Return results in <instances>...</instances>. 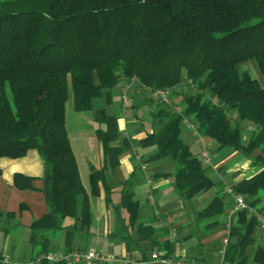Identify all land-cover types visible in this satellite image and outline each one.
Masks as SVG:
<instances>
[{
	"label": "trees",
	"instance_id": "1",
	"mask_svg": "<svg viewBox=\"0 0 264 264\" xmlns=\"http://www.w3.org/2000/svg\"><path fill=\"white\" fill-rule=\"evenodd\" d=\"M251 61L264 79V0H0V157L18 158L35 149L44 161L49 209L31 225L33 248L56 250L52 238L65 231V251H72L92 221L66 127L70 86L77 112L92 111L102 96L110 103L113 89L125 78L151 92L179 85L192 89L184 94L183 114L163 104L152 114L157 129L138 143L156 147L152 158L176 162V186L188 198L215 182L181 137L183 116L220 147L246 155L259 150L262 170L236 186L257 206L264 191V82L250 74ZM94 118L106 162L90 173L91 194L98 195L100 181L111 193L106 170L119 164L130 144L112 145L121 138L116 115L100 108ZM244 121L256 128L247 144ZM32 181L22 173L14 178L20 189L32 188ZM124 185L121 203L127 216L118 213L112 237L129 242L134 231L142 239L154 230L137 223L139 201ZM223 209L224 199L218 196L199 215L215 217ZM69 216L76 222L64 226ZM237 218L224 259L245 264L258 223L247 211ZM169 247L166 242L161 246L162 256L172 255ZM255 260L264 263V249Z\"/></svg>",
	"mask_w": 264,
	"mask_h": 264
},
{
	"label": "crops",
	"instance_id": "2",
	"mask_svg": "<svg viewBox=\"0 0 264 264\" xmlns=\"http://www.w3.org/2000/svg\"><path fill=\"white\" fill-rule=\"evenodd\" d=\"M118 85L119 89L114 92V95L122 94V98L133 85L137 87V90L145 89L136 79L125 78ZM182 86L170 89L169 95L172 102L178 98L172 94V91L180 92ZM134 98L129 97L128 103L133 102ZM158 98L152 95L151 101H156L157 105L161 104ZM132 106L135 107L134 104ZM105 109L109 114L114 115L111 105H107ZM155 110L153 108L151 114ZM125 115L126 112L124 117H118L121 138L112 145L123 147L126 140L130 147L120 155L119 164L115 168L109 167L106 170V182L112 187L111 193H108L105 185L100 181L98 195L91 194L90 173L102 168L106 163L101 143L99 142V159H89L83 155V148L79 147L78 151L76 150L72 131L66 121L81 181L88 193L92 213L90 226L79 233L73 250L94 249L95 238L106 247L108 254L129 258L130 264H155L152 254H164L165 251L161 246L166 242L169 243L172 255L197 264H238L224 259L223 239L226 236V224L230 222L232 229V225L238 219L237 213L233 212L235 197L227 193L226 189L228 185H231L236 190L239 183L254 177L262 170L263 167L258 160L260 151L255 150L250 155H246L234 149L233 152L215 161L214 157L220 153V150L210 157L211 164H207L202 159L203 145L208 144L210 150L212 143L207 142L199 132H194L183 124L188 134L186 138L181 136L182 139L190 146L192 153L202 160L208 176L215 182V186L209 190L194 198H188L176 186V162L169 157L154 159L152 156L156 147H142L138 143V140L156 130L154 121L147 124L145 121H140L137 114L132 121H128ZM77 122L81 126L82 121ZM129 125L133 126L131 130ZM243 126L246 130L243 144H247L256 128L251 121H244ZM80 139L85 141L84 136ZM209 156H211L210 151ZM143 165L146 169L142 168ZM16 173L32 177L33 187L18 188L14 182ZM43 174L44 161L35 149L29 150L18 158L0 157V258L9 256L20 261H27L40 254L39 247L33 248L29 238L32 223L44 216L49 209L43 192ZM122 184H125V188L133 193L134 199L139 201L137 223L150 226L154 230L153 233L148 231L142 239L136 231L129 242L112 237V233L116 232L118 227V213L124 217L127 216L121 203ZM218 196L224 199L223 212L215 217H200L199 212ZM82 205L81 197L79 211ZM256 207L264 208V194L260 195ZM9 213L14 216L6 217ZM75 222L76 219L69 216L62 221V224L69 226ZM64 237L65 231H62L52 238L56 250L65 251ZM253 237V244L246 249L248 258L245 264H262L255 260V255L259 249H264V233L256 226ZM146 258L148 259L145 260Z\"/></svg>",
	"mask_w": 264,
	"mask_h": 264
},
{
	"label": "rangeland",
	"instance_id": "3",
	"mask_svg": "<svg viewBox=\"0 0 264 264\" xmlns=\"http://www.w3.org/2000/svg\"><path fill=\"white\" fill-rule=\"evenodd\" d=\"M248 68L250 69V73L253 77H257L261 82H264L263 76L261 75L259 69L256 67L255 62H250L248 65ZM136 86H132L126 93L125 95L129 97H135L133 102H129L128 100L125 104L124 107V102L122 98V94L120 95H114V92H116L119 89V85H117L113 89V96L112 100L110 103L107 102L106 97L102 96L99 98H96L94 101V109L92 111H84V112H77L74 108V99H73V94L70 86L69 90V97L66 102V121H68L70 130L72 131V139H73V144L78 151L79 147L80 149L83 148V155H86L89 159H99L100 156V144L99 141L96 137L95 130L99 126L98 122L94 118V110L100 109V108H105L107 105H111L112 112L113 114L116 115L117 117H124V112H126V119L128 121H132L134 117L139 118L140 121H145V123L150 124L152 121H154L153 116L151 114V110L154 108L156 109L155 111L159 110L162 108L163 104L156 103V101H151L152 99V92L149 91L148 89H141L137 90ZM192 92V89L188 90L185 85L182 86V89L180 92H175L172 94L176 95L177 100L173 103L184 105L183 103V97L185 93ZM160 98H158L159 100ZM174 101V100H173ZM135 107H133V104ZM77 121H82L81 126ZM75 125V126H74ZM133 126L129 125V129L131 130ZM155 129L156 125H155ZM188 134V131L185 129L184 125L182 126L181 130V136L183 138H186V135ZM246 134L245 128L242 129V135L244 136ZM84 136L85 141H82L80 137ZM242 136V140H243ZM204 139L212 143V146L210 148V157H213L214 154H216L218 151L220 153L214 157L215 161H218L221 159L223 156L228 155L229 153L233 152L234 149L231 147H220L218 146L217 142L207 136H204ZM197 154V152L195 151ZM198 155V154H197ZM82 158V157H81ZM261 194H264V191H262ZM90 250H94L95 252L99 254H105L110 257H115L114 255L108 254V251L106 250V247L103 246V244L100 241L95 240L94 238V249L90 248ZM70 264H88L86 261H77L73 262ZM92 264H110L106 263L104 261H94ZM134 264V263H133Z\"/></svg>",
	"mask_w": 264,
	"mask_h": 264
},
{
	"label": "built area",
	"instance_id": "4",
	"mask_svg": "<svg viewBox=\"0 0 264 264\" xmlns=\"http://www.w3.org/2000/svg\"><path fill=\"white\" fill-rule=\"evenodd\" d=\"M144 88V87H143ZM170 89H158L152 92L153 96L159 97L161 104L169 106L174 112L183 114L184 107L180 104H175L172 102V98L169 95ZM128 97L123 94V102L126 104ZM182 123L191 129L194 132H199L196 126V123L187 116H183ZM202 159L205 163L211 164V159L209 156L208 144L204 143L202 151ZM143 169H146L145 165L142 166ZM227 193L234 195L235 197V206L233 208L234 213L240 211H247L250 215H253L257 219L258 228L264 233V210L253 206L249 203L246 196L240 193H237L234 189V186H227ZM230 233H231V224L228 222L226 224V236L223 239L224 244V253L230 242ZM152 259L155 264H197L194 261L188 259L177 257L175 255L171 256H162L159 253H153ZM86 261L88 264H92L94 261H104L110 264H130L131 261L126 257H110L105 254H99L94 250L85 249H74L72 251H61L54 250L46 253H40L37 256L33 257L27 261H20L13 259L9 256H2L0 258V263L2 264H41L44 261L49 263H73L77 261Z\"/></svg>",
	"mask_w": 264,
	"mask_h": 264
}]
</instances>
